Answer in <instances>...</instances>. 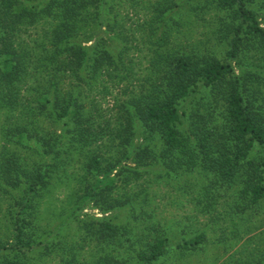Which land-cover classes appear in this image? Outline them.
Wrapping results in <instances>:
<instances>
[{
	"label": "trees",
	"instance_id": "obj_1",
	"mask_svg": "<svg viewBox=\"0 0 264 264\" xmlns=\"http://www.w3.org/2000/svg\"><path fill=\"white\" fill-rule=\"evenodd\" d=\"M115 3L0 0V195L11 226L0 264H160L171 246L197 249L202 233L169 242L163 223L137 226L131 207V223L103 215L129 204L109 194L114 182L142 174L193 188L200 212L221 206L241 222L264 214V0H184L217 54L169 42L180 24L163 20L173 0L144 7L148 35L131 44ZM112 86L120 93L102 108L96 95ZM68 178L77 187L69 212L40 224L51 182Z\"/></svg>",
	"mask_w": 264,
	"mask_h": 264
},
{
	"label": "rangeland",
	"instance_id": "obj_2",
	"mask_svg": "<svg viewBox=\"0 0 264 264\" xmlns=\"http://www.w3.org/2000/svg\"><path fill=\"white\" fill-rule=\"evenodd\" d=\"M115 9L118 14V21L123 28H128V40L131 44L140 46L139 40L147 36L146 30L139 25L141 20L150 14L144 7L155 0H115ZM259 1V0H257ZM176 4L164 15L163 20L172 17L180 24L169 31L170 43L172 45H192L202 50L212 51L217 54L219 46L213 45L209 29L204 23L188 11L184 0H173ZM133 5V6H131ZM207 18V17H206ZM206 21V20H205ZM138 23L136 28L135 24ZM162 26L157 30H160ZM133 29L134 31L130 30ZM135 45V46H136ZM111 93L96 97L102 108L111 104L113 94L120 91L114 86ZM48 129L58 128L57 124L44 121ZM3 144L0 132V146ZM17 154L27 156L29 153L22 150L20 145H6ZM148 174H142L127 185H121L120 181L114 182L109 194L125 196L129 200L124 206L105 212L112 221L118 223H131L129 208L137 215V222L140 225L161 224L167 227L169 242L179 243L193 234L202 233L203 243L197 249L177 248L171 246L160 264H244L245 260L264 259V214L260 211L252 222L231 221L219 214L222 207H214L210 213L200 212L192 202L189 195H192L193 188L182 189L172 188L164 182H155L152 178L146 181ZM151 177V175H148ZM152 180V181H151ZM77 191L75 183L68 178L62 182L52 181L46 193V197L40 203V224L51 226L59 223L64 215L69 212L72 196ZM7 200L0 195V244L10 239L11 226L5 214ZM60 210H64L61 211ZM64 212V215L60 213ZM82 213L100 216L96 209L87 207L81 210ZM58 216V217H57ZM75 220L70 219L66 224L67 236L76 239ZM236 228V229H235Z\"/></svg>",
	"mask_w": 264,
	"mask_h": 264
}]
</instances>
